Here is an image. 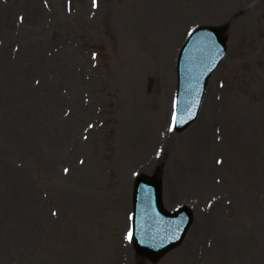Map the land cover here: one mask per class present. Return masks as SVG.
Masks as SVG:
<instances>
[{"label":"rangeland","instance_id":"obj_1","mask_svg":"<svg viewBox=\"0 0 264 264\" xmlns=\"http://www.w3.org/2000/svg\"><path fill=\"white\" fill-rule=\"evenodd\" d=\"M228 3L0 0V264H264V0ZM199 25L225 27L227 53L198 144L172 114ZM140 174L196 220L155 263L128 237Z\"/></svg>","mask_w":264,"mask_h":264},{"label":"water","instance_id":"obj_2","mask_svg":"<svg viewBox=\"0 0 264 264\" xmlns=\"http://www.w3.org/2000/svg\"><path fill=\"white\" fill-rule=\"evenodd\" d=\"M202 36L212 37L215 45L223 46L222 31L213 27L196 29L185 42L177 66V106L175 128H185L195 117L193 99L200 86L211 73L220 57L193 54L196 40ZM223 54V53H222ZM204 71H200L199 69ZM161 184L156 178L140 176L133 188L132 241L137 254L156 261L175 247L190 223L187 208L174 213L164 211L161 204Z\"/></svg>","mask_w":264,"mask_h":264},{"label":"bare ground","instance_id":"obj_3","mask_svg":"<svg viewBox=\"0 0 264 264\" xmlns=\"http://www.w3.org/2000/svg\"><path fill=\"white\" fill-rule=\"evenodd\" d=\"M239 5V0H229V3L224 5L221 7V10H219V13L221 12V16L222 18H226V13L231 12L232 10L235 9H240ZM226 7V8H225ZM204 124V121L200 118H198L194 123H192V125L188 128V130H192V138L194 142H197L199 144L198 141V136H199V131L201 130L202 126ZM133 129L132 125L128 126V129L130 130ZM159 129V130H158ZM158 135H159V143H169L170 141H172L174 139L173 135L168 134V131L163 128V127H158ZM207 162V161H206ZM196 222V220L194 219V223ZM192 228V226L189 228L188 233L190 232V229ZM188 235V234H187ZM187 237V236H186ZM2 239H5L4 236H1ZM186 239V238H185Z\"/></svg>","mask_w":264,"mask_h":264}]
</instances>
